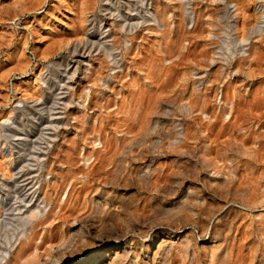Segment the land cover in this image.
Wrapping results in <instances>:
<instances>
[{
    "label": "rangeland",
    "instance_id": "rangeland-1",
    "mask_svg": "<svg viewBox=\"0 0 264 264\" xmlns=\"http://www.w3.org/2000/svg\"><path fill=\"white\" fill-rule=\"evenodd\" d=\"M112 1L126 30L143 22L139 0ZM150 1L161 28L125 34L106 0H0V105L11 76L18 95L0 115L13 119L0 130L7 203L23 206L13 196L24 192L46 202L32 244L124 226L113 264H264V31L252 33L264 0H189L192 22L186 0ZM16 16L23 30L12 29ZM157 229L176 237L154 253ZM45 248L28 264L62 257Z\"/></svg>",
    "mask_w": 264,
    "mask_h": 264
},
{
    "label": "bare ground",
    "instance_id": "bare-ground-1",
    "mask_svg": "<svg viewBox=\"0 0 264 264\" xmlns=\"http://www.w3.org/2000/svg\"><path fill=\"white\" fill-rule=\"evenodd\" d=\"M101 1L103 2L104 0H101ZM112 2H113L112 0H106V3H103L101 5L104 8L103 11H106V12L108 11V14L112 18L115 17L114 15H117L116 18L120 17L122 19L119 21L120 30L124 32L125 34H132L139 27L143 25H147V26L153 25L155 27L161 28V25L157 19L156 14L153 12L151 8L150 0H139L140 6L143 7L144 9L143 12L141 11L142 12L141 17L143 18V22L131 23L129 24V26H127V30L125 29V24L128 22V19L122 18L121 13H120L119 3L115 2L113 4ZM184 3H185L184 11L189 21L192 22L193 14L190 10L189 0H186V2ZM263 9L264 8H262L261 6L255 7V10L259 14V21L257 22L254 29L252 30L253 34H261L264 31V13H263L264 10ZM91 33L92 32H88V34H85L86 35L85 39H87L88 41H89V35ZM88 43L91 44V46H94V44H97V42H92V41H89ZM105 44L106 43L102 42L96 46H98V50L102 51L104 55H106L107 58L114 60L113 62H115L117 64V67L120 68L121 65L119 62V58L113 55L115 48H112L111 46L108 47ZM130 46H131V43L129 42V40L125 38L124 39L125 49H129ZM241 46H244L243 43H241ZM78 47H79L78 44H75L74 50H76ZM245 53L246 51L243 50L241 54L244 55ZM11 119H12V115L8 116L4 121L0 122V130L5 132V130L8 127H7V124L5 125L4 123L6 122L8 123ZM2 150L5 151L4 149ZM3 155L6 156V152H3ZM5 164L9 169L13 167L12 166L13 164L10 159L7 160ZM22 169L23 167H21V169H19L18 171H15L14 176H16ZM2 175L3 174L0 171V176ZM8 191H9V188L7 187L5 178L0 177V209H2L3 214H4L3 217L0 218V232L2 231V227L4 225L3 223L6 217L5 216L6 213H10L11 211L12 212L17 211L16 214H13V217L17 219L16 220V224H17L16 230H12L10 235H8V233L5 231L3 234V239H4L3 244L7 247V249H0V264H9V260L11 257L10 252L14 251L18 246L19 247L17 248V251H16V254L18 255V264H28L29 259L33 261L35 258L37 259L41 258L42 255L40 254L39 250L42 249L45 246V244L49 246V250L46 248L44 249L45 254H46L45 255L46 259L53 258V256L55 255V254L54 255L52 254L53 250L54 251L56 250L55 252H58V251L62 252L61 253L62 257L60 256L61 258H59L55 262V264H104L106 261H108L109 258L111 259L109 261V264L111 263L113 264L114 262L116 263L117 259L125 253V250L118 251V249H120V246L117 245V242L123 238V234H124L123 229L125 228L124 226L117 228L116 230L109 231L110 232L109 234L103 233L104 231L101 232L100 229L96 230L95 228L92 227L88 229V234L83 242H79L77 235H75V237L74 236L72 238L70 237L71 239L69 241L62 242L61 244L57 243L56 248L53 247V245L51 246L50 244H48L49 243L48 240L44 241L43 239H41L39 243L32 244L35 238V229L39 226V224L42 221L45 222L48 218V217L45 218L46 216L45 213L47 212L46 210L47 204L46 202L42 204L43 201L37 204H34V202H32L33 195L29 197L30 198L29 202L26 203V199L28 198L29 194L24 192V193H21L20 195L13 196L17 203H18L17 201L18 199L21 203H23V206H17L14 208L13 206H10L7 203ZM21 207L23 209H21ZM125 214H127V211ZM175 237L176 236L174 234H170L169 232L167 233L164 231H159L158 229L154 230L153 238L160 239L159 243H157V250L154 253H156L159 250V248L163 246V244L166 243L168 239L169 240L174 239ZM185 237L190 238V234H188ZM125 244L126 243H124V246ZM150 246L151 245H148L146 249L148 250ZM130 249L131 250L133 249V253L135 252V254L137 253V251L141 253L143 249V245L136 244V246Z\"/></svg>",
    "mask_w": 264,
    "mask_h": 264
},
{
    "label": "built area",
    "instance_id": "built-area-1",
    "mask_svg": "<svg viewBox=\"0 0 264 264\" xmlns=\"http://www.w3.org/2000/svg\"><path fill=\"white\" fill-rule=\"evenodd\" d=\"M23 21H24V18L22 16H16L10 21V25L12 29H14L15 31H20V30H23V27H24ZM29 39H31V35H29ZM25 53L28 54L30 65L36 66L38 62L37 58L29 46L25 48ZM16 79L17 78L15 76H11L7 80L6 91H7V95L9 98V103L6 106L0 105V115L3 109H7L10 106L15 108V106L17 105L18 95H17L16 86H15ZM2 121L3 120L1 119V116H0V122Z\"/></svg>",
    "mask_w": 264,
    "mask_h": 264
}]
</instances>
